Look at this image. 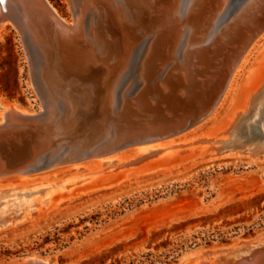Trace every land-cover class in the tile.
I'll use <instances>...</instances> for the list:
<instances>
[{
  "label": "rangeland",
  "instance_id": "374dc122",
  "mask_svg": "<svg viewBox=\"0 0 264 264\" xmlns=\"http://www.w3.org/2000/svg\"><path fill=\"white\" fill-rule=\"evenodd\" d=\"M47 1L72 21L69 0ZM253 46L234 74L221 108L193 132L186 131L191 136L172 150L136 159L133 147L125 148L130 149L126 160L94 169L91 177L48 197L39 189L46 190L53 174L71 164L21 175L22 181L16 177L0 181L1 209L11 210L27 195L36 200L15 223L0 227V264H21L29 254L48 264H181L180 258L197 248L264 231V153H257L264 143V83L234 130L245 145L237 142L238 148L229 154H208L219 147L216 140L228 138L222 127L232 111H242L237 108L242 90L264 77V58L258 59L264 34ZM131 82L129 77L126 84ZM5 104L30 111L41 108L21 35L9 22L0 28V107ZM83 170L81 166L79 172Z\"/></svg>",
  "mask_w": 264,
  "mask_h": 264
},
{
  "label": "water",
  "instance_id": "95a60500",
  "mask_svg": "<svg viewBox=\"0 0 264 264\" xmlns=\"http://www.w3.org/2000/svg\"><path fill=\"white\" fill-rule=\"evenodd\" d=\"M30 1L36 3V7L39 9L32 7L28 3ZM246 1L227 0L222 5L220 1L218 9L213 13L210 26L202 34L199 33L201 26L200 30L195 29L194 42L188 48L186 40L189 30L185 26L179 27L182 30L185 29L179 36V41L174 47L171 46L172 49L169 51L168 43L171 44L173 41L172 32L174 29L172 28L167 35H164L162 45L157 47L148 66H146L147 68H145L147 69L145 72L142 62L147 54L149 42L147 38L139 37V31L135 30L132 34L138 38L129 39L131 48L128 55L122 53L123 44L118 45L117 55H120L117 59L120 63L125 62V67L121 73L118 64L116 66V73L121 74L111 101L109 94L113 90L112 83H108L106 89H99L94 85L93 95L95 98H93L87 113L88 121L92 122V127L97 126V124L100 125L104 121L107 124L116 122L119 131H121L119 132L121 134L117 133L113 136V140H117L123 137L120 135L128 130L126 126L131 121L138 124L143 121V115L148 117L153 112L162 119L155 126H150L151 129L156 127L158 128L157 131L162 128L165 130L160 133L157 131L148 132L145 129L144 132L137 135L139 137L154 136L161 142L184 134L203 123L221 103L234 71L238 68L239 60L264 34V0L257 2L260 10H253L250 13L254 15L255 24L246 23L240 19L238 21V17H235L237 10ZM103 2L100 1L102 11L105 14L103 24L106 28L110 26L112 30H115V36L118 38L121 36V29L116 23L111 9ZM188 2L189 0H182V14L185 13ZM14 9L15 11L17 9L16 14H14ZM199 9L200 20H203L205 19L204 11L207 8L202 6ZM23 13H27L30 19L24 25L16 18L18 14ZM1 19H5L18 29L23 44H25L24 50L27 56L30 80L33 76L40 87L41 66L44 62L41 47L51 44L54 48L57 47V53L60 55V50L70 39L69 35H67L68 39L64 37V34L67 33L66 27L53 16L44 3H39L36 0H0ZM84 21L85 30L88 24V15L85 16ZM32 31L41 33L44 45L41 44L40 46L38 40H32ZM60 39L67 43L59 44L61 43ZM76 46H79V43ZM186 48L187 53L184 55ZM126 55L127 57H125ZM174 62L178 65L177 68ZM102 73H104V68L91 65L89 73L85 77L82 74L72 76L75 80L74 86L77 89H82L87 85L93 87V82L98 81ZM144 73L146 81L144 78L142 79ZM118 75L114 80L117 79ZM129 77L132 82L127 85L126 81ZM163 81H165L167 88L162 84ZM40 91L43 92L42 89ZM97 91L101 96L100 99H103L101 102L97 101ZM123 98L126 99L125 103H123ZM49 103L56 110L57 117L65 111L66 104L59 94L51 93ZM40 105V110H33L35 114L20 115L7 112L4 114L3 120H0V179L44 171L56 166H53L52 161H49V155L55 152L54 155L59 156L65 146L58 149L60 145L57 142L59 135L49 133L48 111L41 101ZM2 108L0 107V110ZM253 130H250L251 135H254ZM258 130L262 134L259 128ZM134 139L136 136H128L121 141L118 140L119 142L114 146L117 149L115 153L128 147H138L133 143ZM49 145H53L52 148H48ZM79 162H66L57 165H72ZM262 236H264V231L235 242L219 244L217 247L205 246L195 253V256L204 258L223 254L250 244L252 240L260 239ZM42 260L37 254H29L23 257L21 264H44L41 262ZM261 262L264 264L263 256Z\"/></svg>",
  "mask_w": 264,
  "mask_h": 264
},
{
  "label": "bare ground",
  "instance_id": "6f19581e",
  "mask_svg": "<svg viewBox=\"0 0 264 264\" xmlns=\"http://www.w3.org/2000/svg\"><path fill=\"white\" fill-rule=\"evenodd\" d=\"M36 1H38L39 3H44V5L50 10L53 16L66 27L65 31H67V33L64 34V37L68 39L67 35H69L70 38L67 40L68 43L63 39H60L61 43L59 44L67 43L65 44L63 49L60 50V55L59 53H57V47L54 48L53 46H51V44L41 47L44 62L41 66L40 87L38 86L35 78L31 76V84L34 87L36 95L40 99L41 103L46 106V111H48V124L50 123L49 133L52 135L53 133L59 135V138L57 139V142H59L60 144L58 149L65 146V148H63L64 150L61 151L59 156L54 155L55 152H52V155H49V161H52L53 166H58L57 164L66 162L73 163L88 158V161L80 164H72L70 166L64 167L65 169L61 170L60 172H55L53 174L55 177L52 178L50 182H46L48 183L49 187L46 190L39 189L41 190V192H43V195H46L48 197L54 193L60 194L68 187L81 183L83 180L94 175V169H104L105 166L110 167L114 162H121L122 160H126V157L129 156L128 151L130 149L115 153L117 149H115L114 146H116V143L119 142L118 140L121 141L128 136H136V139H134L133 143L138 147H134L133 149H131L134 152L132 156H135L136 159H140L145 156H157L166 152V150H172L176 146L177 142L188 139V137L191 136H188V132H191L188 131L187 133L161 142H159L154 136L139 137L137 134L140 132H144L145 129L148 132L158 130V128L156 127L154 129H151L152 127L150 126H155L156 123L162 118H159L156 113L152 112V116L149 115L147 117L143 115V121H140V123L138 124L131 121L126 126L128 130L120 135L123 137L117 140H113V136L121 132L119 131V127L116 122L113 121L107 124L106 121H104L102 124H97V126L92 127V122L88 121L87 113L91 107L93 98H95V96L93 95L94 85L99 89H106L107 84L112 83L113 90L110 91L109 94V100L111 101L114 90L117 86V82L119 80V76L123 72L125 67V62L120 63V61L117 59V57L120 55H117L118 45L123 44L122 53L124 55H128L131 48L129 39L132 37V40H134L135 37L136 39L138 38V36L132 34L135 30L139 31V37H145L149 42L147 54L145 55L142 62V66L144 68L143 71L145 72V70H147L145 68H147L146 66H148L149 61L152 59L153 54L157 50V47L162 45L164 35H167V33H169L172 28L174 29V32H172L173 41L171 44L168 43L167 47L168 49L170 48L169 51H171L172 47H174V45L179 41V36L182 35V32L185 29L184 28L182 30L181 28L186 26L189 30L188 38L186 40V42L188 43L187 48L189 46H192L194 42V30H200V26L201 32L198 31L200 34H202L203 31L207 30L214 16V11L219 7L220 1L222 5L227 0H189L186 5V11L184 14H182L181 10L182 0H69V9H71L72 12L71 22H68L64 18H62L57 10H55V8L52 7L47 0ZM100 1H104L103 3H105V5L109 7V9H111L112 14L114 15V19L121 29L120 37L116 38L115 30H112L110 26H108L107 28L104 26L103 17L105 14L102 11L103 9L100 5ZM257 2L258 0H247L237 10L235 17H238V21L240 19L245 21L246 23L250 22L251 24H255L256 20L253 17L254 15L250 13L253 10H260L258 9L259 4ZM28 3H30L32 7H35L36 9L38 8L36 7V3L32 1ZM202 6L203 8L205 7L207 9H204L205 19L200 20L201 15H199V8ZM13 11L15 12L14 14H16L17 9L16 11L15 9ZM86 15H88V24L86 25L87 27L84 30V19ZM28 16L29 15L27 13H23L18 14V17L16 18L21 21L22 25H24L27 24L28 20H30ZM6 22L7 21L5 19L0 20L1 29L4 28ZM31 35L32 40H38L40 46L41 44H45L41 33H39L38 31H32ZM73 35L75 36L73 37ZM77 43H79V46H76ZM39 45L38 47H40ZM187 48L186 50H184V55L187 53ZM249 50H247V52ZM247 52L245 53L244 57L246 56ZM261 52V54H259L260 56L258 55V59H261L262 57L264 58V50ZM127 55L125 57H127ZM243 58L239 60L240 62L238 64V68ZM109 61L112 62L110 63ZM117 64L121 69V73L119 75L118 73H116ZM174 64L177 68L178 65L176 64V62H174ZM91 65L101 66L102 68H104V73H102V76L98 81L96 80V82H93V87L87 85L82 89H77V87L74 86L75 80L72 78V76H80L82 74L85 77V75L89 73ZM237 70L234 71V74ZM117 75V79L114 80ZM144 76L145 73L144 75H142V79L144 78ZM144 81H146L145 78ZM263 83L264 77H258L251 87L242 90L241 94L239 95L240 104L237 107L242 108V111L237 112L234 110V112H231L232 114H229L226 123L222 127L223 129H225L224 132H228L229 136L226 139L216 140L220 142V145L219 147H216L215 151L213 150L209 152V156L215 157L218 155H223L225 153L229 154V152L233 151V149L238 148V146L236 145L237 142H239V144L237 143L239 147L245 145H242V143L239 141L241 138L239 140L236 138V133H234V130L238 128L239 124H241L242 122V119L246 117V114L249 112L247 103L255 97L254 95H257L255 93H257ZM162 84L165 86V88H167L165 81H163ZM41 89L43 90V92L40 91ZM51 93L59 94V96L64 100L66 104L65 111L58 117L56 116V110L49 103V96ZM100 97L101 96L99 94V91H97V101L99 102L103 100L100 99ZM222 101L217 107V110L221 108ZM125 102L126 99L123 98V103ZM2 107V110H0V120H3L4 114L7 112L17 113L20 115L35 114L34 111H30L26 108H21L16 105L5 104ZM173 113H176V111H173ZM255 122L256 119L251 123L254 124ZM251 123L247 125L250 129L252 127ZM159 130L160 131L157 132L161 133L165 129L162 128ZM195 131L196 130H194V132ZM110 140L111 142H109ZM52 146L53 145H49L48 148H52ZM261 152L264 153V143H261L257 147V153ZM81 166L84 168V170L79 172ZM70 171L75 172L68 173ZM58 174H62V176L56 177ZM12 177L19 178L21 181L22 179L24 180L23 176L15 175L0 179V181ZM32 197L33 196L27 195L25 199L20 200L17 203L15 202V206H13L11 210L8 209L10 208L9 206H6L2 209L0 208V227H5L9 224L15 223L16 220L19 219V217L24 212H26L31 206H34L36 204V200L35 197ZM38 202L40 203V200H38ZM16 211H18V213L13 215V213H15ZM235 241L237 240H234L232 242ZM217 246L218 245H213L212 247ZM201 249L202 248H197L184 254L180 258L179 262L181 264H262V262L260 263V261L262 259V256L264 257V236H262V238L260 239L252 240L250 244L241 246L236 250H231L216 256L204 258L195 256V253H197ZM41 262H43L44 264H48L44 259Z\"/></svg>",
  "mask_w": 264,
  "mask_h": 264
},
{
  "label": "trees",
  "instance_id": "16d2710c",
  "mask_svg": "<svg viewBox=\"0 0 264 264\" xmlns=\"http://www.w3.org/2000/svg\"><path fill=\"white\" fill-rule=\"evenodd\" d=\"M146 256H149V254H146ZM146 259H147V257H146ZM116 263H118V261ZM131 264H133V263L131 262Z\"/></svg>",
  "mask_w": 264,
  "mask_h": 264
}]
</instances>
